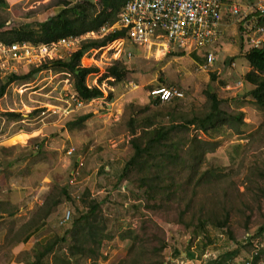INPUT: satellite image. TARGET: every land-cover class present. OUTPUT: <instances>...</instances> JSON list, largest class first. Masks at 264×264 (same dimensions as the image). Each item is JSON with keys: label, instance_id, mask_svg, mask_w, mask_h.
I'll return each mask as SVG.
<instances>
[{"label": "rangeland", "instance_id": "rangeland-1", "mask_svg": "<svg viewBox=\"0 0 264 264\" xmlns=\"http://www.w3.org/2000/svg\"><path fill=\"white\" fill-rule=\"evenodd\" d=\"M30 1L5 0L0 6V20L6 21L0 29V40L12 41L17 30L45 20L50 13L48 7L59 0H49L34 10L28 9ZM81 1L85 0H73V3ZM90 1L98 3V0ZM256 1L242 0V5ZM214 46L211 50L215 64L205 71L198 70L204 62L201 52L155 57L141 48L127 46L132 53L130 59L121 56L111 61L125 66L122 81L113 82L111 78L99 83L106 68L100 65L101 69L89 75L86 83L99 87L102 97L67 116L52 113L54 107L66 105L72 91V79L60 71L49 68L34 74L36 68L16 66L14 73L0 74L2 83L10 75L20 78L7 86L0 99V140L20 130L33 133L30 139L24 135L13 139L12 142H25L23 149L9 150L4 155L9 159L31 158L37 153L35 161L49 179L41 196L55 197L65 189L72 200L62 208L61 215L65 210L71 211L72 216L84 210L77 196L87 195L102 202L101 215L107 233L96 264H117L125 259L128 230H136L148 220L158 226L160 232L151 230L165 241V248L158 255L161 264H209L218 255L235 248H239V253L232 262L242 260L252 251L248 246L243 247L246 245L239 246L247 237L259 240L264 249V232L258 233V228L264 225V178L260 177L264 172V110L253 103L248 95L251 86L243 80L246 68L241 64L242 55L249 46L238 23L226 27ZM107 53L111 55L110 51ZM231 61L235 66L230 65ZM82 64L91 66L89 60H83ZM211 74L215 75L214 80ZM221 81L226 86H221ZM165 87L183 93V98L171 102L170 107L186 118L201 116L207 107L206 91L214 92L221 100L225 119L206 133L190 126L175 136V140L185 141L184 151L189 146L196 148L194 153L187 151V167L174 177L182 185L177 196L183 197L175 200L167 212L137 210L142 189L134 181L135 175L130 173L126 181H118L132 153L129 122H139L154 112V108L145 109L153 99L150 92ZM7 113L25 115V120L10 118ZM240 113L241 123L235 119ZM83 116L88 118L79 122ZM194 139L196 142L191 145ZM190 152L199 159L196 163L190 159ZM182 212L185 215L181 223L178 216ZM211 212L218 216L228 213L226 230L231 235L209 224L201 233L196 232L198 220ZM185 224H190L189 229ZM67 227L56 223L54 229L62 235ZM147 227L151 228L148 224ZM150 246H157V242L152 241ZM21 258L24 264H30L34 253L23 254ZM52 258L46 256L42 264H54ZM78 264H91V261Z\"/></svg>", "mask_w": 264, "mask_h": 264}, {"label": "trees", "instance_id": "trees-1", "mask_svg": "<svg viewBox=\"0 0 264 264\" xmlns=\"http://www.w3.org/2000/svg\"><path fill=\"white\" fill-rule=\"evenodd\" d=\"M127 1L98 0L97 4L90 0L79 3L64 1L61 3L62 8L57 14L17 30L13 40L5 42L27 41L33 44H48L63 38L79 37L88 32H96L104 25L111 26L114 24L119 11ZM4 4L5 0H0V6ZM5 23V20H0V29L5 26ZM123 35L124 32L120 30L110 32L99 39L81 41L79 49L70 54L65 61H52L34 69L33 73L49 68L58 70L60 73H67L71 76L73 92L79 100L89 102L99 99L103 95L101 90L97 87H89L86 83L88 76L96 73L97 69L81 67V58L89 50L104 47ZM176 54L182 55L183 53ZM243 58L250 68L243 77L245 84L251 86L248 95L259 109L264 110V45L262 44L259 48L248 49ZM125 74V66L121 62H116L105 70L99 83L108 78H112L113 82H121ZM16 79L20 78L10 75L3 83L0 82V99L4 96L7 86ZM23 79H26V76ZM211 79H215L214 74H211ZM220 85L226 86L222 81ZM205 95L207 107L201 116L193 115L186 118L184 114L177 112L175 107H170L171 102L179 101L182 98H174L168 102H161L158 98H153L145 109L154 108L156 109L154 112L143 117L139 122L130 120L131 138L129 145L132 153L125 162L118 181H126L130 173L135 175L134 181L138 188L142 189V201L137 200V210L142 208L157 212L164 209L163 211L167 212L172 208L171 205L175 203V200L178 201L183 197L177 196L182 185L176 182L174 177L179 176L181 171L187 167V151L194 153L196 148L189 146L184 151L185 141L175 140V136L190 126L206 133L208 129H214L216 124L225 119V112L221 110V100L217 95L210 90L206 91ZM238 116L235 119L241 123L242 114L240 113ZM16 117L19 116L16 115ZM87 118L88 116L80 117L79 122ZM165 119L168 120L167 123L162 121ZM195 142L194 139L190 143L194 145ZM189 155L195 163L199 160L191 152ZM260 177L264 178V172L263 174L261 172ZM72 199L75 198L72 197ZM78 200H80L84 210L76 211V214L71 216L66 225L68 227L62 235L55 234L44 244L34 248L32 250L34 259L30 264H42V260L49 255H52L54 264H78L87 260H90L91 264H96L98 252L105 246L107 233L105 221L101 215L102 202L91 200L87 195L79 196ZM64 202L70 203L72 200L65 189H61L51 203L52 208L47 210L46 215H49L51 211ZM184 215L183 212L179 214L178 222H181ZM228 222V213L218 216V214L211 212L203 220H198L194 229L197 233H201L205 225L209 224L217 230H226ZM147 224L151 228H148ZM189 225L185 224V227L189 229ZM151 229L161 231L151 220L144 222L136 230H128L126 258L117 264H161L158 255L165 248V241ZM263 232L264 225L258 228L259 234ZM227 233L231 235L228 231ZM152 241L157 242V246L150 248ZM244 242L243 244L239 242L240 245H237L241 247L246 245L243 246L244 248L253 247L250 239L246 241V244ZM258 252V255L264 259V249L262 248ZM238 253L239 248L224 252L209 264H230ZM249 254L250 252H248V257Z\"/></svg>", "mask_w": 264, "mask_h": 264}, {"label": "built area", "instance_id": "built-area-1", "mask_svg": "<svg viewBox=\"0 0 264 264\" xmlns=\"http://www.w3.org/2000/svg\"><path fill=\"white\" fill-rule=\"evenodd\" d=\"M242 4V0H128L119 11L116 22L111 26L104 25L96 32L67 37L48 44L0 40V74L14 73L16 66L39 68L52 61H65L79 49L81 41L99 39L110 32L120 30L124 32L122 37L85 53L80 61L81 67H84L83 60H89V67L98 71L101 69L100 65H103L106 70L113 65L111 61H117L121 56L130 59L132 53L127 46L132 45L155 57L176 52L186 55H197L201 52L204 62L198 66V70L205 71L215 64V54L211 49L221 37L225 24L230 26L233 23H241L249 49L262 46L264 0H257L248 6ZM107 51H110L111 55H108ZM60 74L71 78L67 73ZM70 88L72 91L67 96L66 105L62 108L54 107L52 113L67 116L73 110L81 109L97 100H79L73 92L72 84ZM150 96L158 98L161 102H168L174 98H183V93L174 87H165L152 90ZM78 198L77 196L76 199ZM71 216V211L65 210L57 225L66 226ZM248 239L253 246L249 257L247 255L242 260H234L230 264H264L258 255V251L263 248L261 242L251 240L250 237L244 241Z\"/></svg>", "mask_w": 264, "mask_h": 264}, {"label": "crops", "instance_id": "crops-1", "mask_svg": "<svg viewBox=\"0 0 264 264\" xmlns=\"http://www.w3.org/2000/svg\"><path fill=\"white\" fill-rule=\"evenodd\" d=\"M64 1L73 3V0L57 1L48 7L50 11L48 16L57 14ZM48 2L49 0H31L28 9L34 10ZM226 26L225 24L222 28L223 32ZM239 28L242 30L241 23ZM231 64L235 66L232 61ZM241 64L247 73L250 68L245 59ZM6 115L21 121L25 118V115L21 114ZM23 135L30 139L33 133L20 130L11 137L0 140V264H24L21 258L23 254L30 253L56 234L55 225L61 216L62 208L66 205L65 202L62 203L46 215L47 210L52 208L51 203L56 196L51 198L41 196L49 184V179L46 173L41 171L38 161H35L37 153L31 158L23 156L9 159L4 155L9 150L23 149L25 142H12L16 137Z\"/></svg>", "mask_w": 264, "mask_h": 264}]
</instances>
